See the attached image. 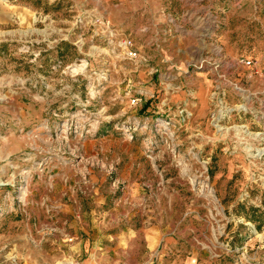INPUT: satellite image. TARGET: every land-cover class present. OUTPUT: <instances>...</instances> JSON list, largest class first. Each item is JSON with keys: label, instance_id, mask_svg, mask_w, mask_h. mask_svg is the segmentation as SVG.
<instances>
[{"label": "rangeland", "instance_id": "1", "mask_svg": "<svg viewBox=\"0 0 264 264\" xmlns=\"http://www.w3.org/2000/svg\"><path fill=\"white\" fill-rule=\"evenodd\" d=\"M238 56L264 67V0H0V264H264Z\"/></svg>", "mask_w": 264, "mask_h": 264}, {"label": "built area", "instance_id": "2", "mask_svg": "<svg viewBox=\"0 0 264 264\" xmlns=\"http://www.w3.org/2000/svg\"><path fill=\"white\" fill-rule=\"evenodd\" d=\"M120 47L126 57L136 60L139 63L148 62L147 55L140 52L139 48L135 45L131 37H124L119 41ZM237 65L246 66L251 71L258 75H264V67L260 66L257 59L248 56H238L235 59ZM83 264V263H76Z\"/></svg>", "mask_w": 264, "mask_h": 264}, {"label": "crops", "instance_id": "3", "mask_svg": "<svg viewBox=\"0 0 264 264\" xmlns=\"http://www.w3.org/2000/svg\"><path fill=\"white\" fill-rule=\"evenodd\" d=\"M165 3L172 5L174 7H179L185 4V0H164Z\"/></svg>", "mask_w": 264, "mask_h": 264}]
</instances>
